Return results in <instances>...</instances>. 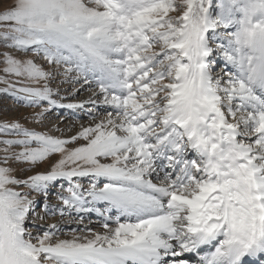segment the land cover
<instances>
[{
  "label": "snow or ice",
  "instance_id": "6c2138e0",
  "mask_svg": "<svg viewBox=\"0 0 264 264\" xmlns=\"http://www.w3.org/2000/svg\"><path fill=\"white\" fill-rule=\"evenodd\" d=\"M257 44L264 0H0V92L48 128L0 122V264H264ZM73 72L95 87L63 103ZM85 104L110 111L69 136L46 121ZM56 154L42 172L15 167Z\"/></svg>",
  "mask_w": 264,
  "mask_h": 264
},
{
  "label": "rangeland",
  "instance_id": "374dc122",
  "mask_svg": "<svg viewBox=\"0 0 264 264\" xmlns=\"http://www.w3.org/2000/svg\"><path fill=\"white\" fill-rule=\"evenodd\" d=\"M3 49L0 48V51ZM219 59V58H217ZM43 63V61H40ZM47 67V65H45ZM3 68V65L0 64V69ZM61 73L63 72V68H61ZM5 74L0 71V76H4ZM76 74L73 72L69 74L68 82L59 84L60 80H64L65 77L63 75H57L55 78V83H53V87H56L57 84H59V91L60 96L67 97L63 101V103H77L80 101H85L88 99V97L91 95V89H94L95 85L87 86L83 85V78H80V81L77 83H73L71 81V77L75 76ZM9 79H15V78H9ZM6 85L3 83H0V89L5 88ZM74 89H79V91L72 95ZM39 111L38 108L30 107L27 105V103L20 98L14 97L10 94H5L0 92V122H19L24 127L32 128L38 131H47L48 128L41 127L40 125L31 122L29 119H27L32 113ZM110 111V109L106 108H100L98 110L93 109L91 105L85 104L83 108L78 109H67V108H56L53 109L51 112L46 114V121L48 122L49 126L56 125L60 129H65L68 126H71L72 131L67 132L65 131L63 133L64 136H69L74 134L79 127L77 128L78 124H84L88 125L92 123V121L89 119V113L96 114L98 119L103 118L106 116L107 112ZM76 123V124H75ZM53 135H61V133L53 132ZM3 138H12V137H4L3 135H0V139ZM0 147H3V145H0ZM13 151H19L18 148H14ZM58 158V154L51 157L50 161L41 162L38 165L29 166L27 164H17L15 165L16 168H26L28 169L27 172L23 173V175H31L35 174L36 172H42L49 168V165L51 162H54ZM59 181L55 182L52 188V195L49 197V203L58 205L60 202L56 199L55 192L57 191ZM84 183H86V179L84 180ZM67 186L65 182V187ZM32 197L36 198V207L35 211L40 213L41 215L44 214V208H43V202L42 198L39 197L36 193L31 194ZM72 215H75L73 213ZM59 218V214L57 213L56 216H48L45 218L44 221H37L35 225L32 224L31 220L29 222V227H38V228H46L48 224L50 223H56L57 219ZM89 219L93 221V223L88 224V220H85V224H88V227L92 228L94 231H101V229L97 226L95 223L99 218L93 213L90 215ZM61 226L64 228L65 235L61 238H71V232L70 229L77 227L75 223H65L64 221H61ZM83 225H81L82 227ZM42 235V232L40 233ZM87 234V233H85ZM185 258L190 262V264H195L197 257L195 255H186Z\"/></svg>",
  "mask_w": 264,
  "mask_h": 264
},
{
  "label": "clouds",
  "instance_id": "9594fccd",
  "mask_svg": "<svg viewBox=\"0 0 264 264\" xmlns=\"http://www.w3.org/2000/svg\"><path fill=\"white\" fill-rule=\"evenodd\" d=\"M257 40H259V37H257ZM252 55L254 57L252 61L253 67L255 69L254 75H256L258 78H264V51L261 50V46L259 44H257L254 48ZM256 87L261 88L262 85L257 83Z\"/></svg>",
  "mask_w": 264,
  "mask_h": 264
},
{
  "label": "bare ground",
  "instance_id": "6f19581e",
  "mask_svg": "<svg viewBox=\"0 0 264 264\" xmlns=\"http://www.w3.org/2000/svg\"><path fill=\"white\" fill-rule=\"evenodd\" d=\"M76 124V123H75ZM80 126V123L78 124L77 128Z\"/></svg>",
  "mask_w": 264,
  "mask_h": 264
}]
</instances>
